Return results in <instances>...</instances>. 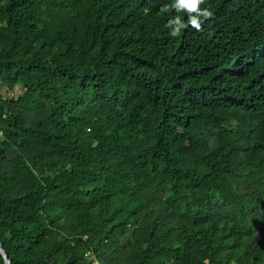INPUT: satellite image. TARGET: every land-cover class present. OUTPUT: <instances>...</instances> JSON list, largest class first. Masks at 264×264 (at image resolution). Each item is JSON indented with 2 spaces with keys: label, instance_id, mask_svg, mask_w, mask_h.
Listing matches in <instances>:
<instances>
[{
  "label": "trees",
  "instance_id": "16d2710c",
  "mask_svg": "<svg viewBox=\"0 0 264 264\" xmlns=\"http://www.w3.org/2000/svg\"><path fill=\"white\" fill-rule=\"evenodd\" d=\"M205 9L0 0L11 264H264V0Z\"/></svg>",
  "mask_w": 264,
  "mask_h": 264
},
{
  "label": "clouds",
  "instance_id": "9594fccd",
  "mask_svg": "<svg viewBox=\"0 0 264 264\" xmlns=\"http://www.w3.org/2000/svg\"><path fill=\"white\" fill-rule=\"evenodd\" d=\"M205 0H179V4L181 7L186 9L188 12H197L199 15H202L204 19H208L212 16V12L208 9H205L203 12H200L199 5L204 3ZM202 22L197 17H192L188 20V23L182 25L183 29L186 28L188 25H191L192 28L196 30L201 29ZM180 31L172 32V36H178Z\"/></svg>",
  "mask_w": 264,
  "mask_h": 264
},
{
  "label": "water",
  "instance_id": "95a60500",
  "mask_svg": "<svg viewBox=\"0 0 264 264\" xmlns=\"http://www.w3.org/2000/svg\"><path fill=\"white\" fill-rule=\"evenodd\" d=\"M0 253L4 256L6 263L7 264H11V261L8 259L7 253L4 250L3 246L1 245V243H0Z\"/></svg>",
  "mask_w": 264,
  "mask_h": 264
},
{
  "label": "built area",
  "instance_id": "2783aa9c",
  "mask_svg": "<svg viewBox=\"0 0 264 264\" xmlns=\"http://www.w3.org/2000/svg\"><path fill=\"white\" fill-rule=\"evenodd\" d=\"M207 264H208V261H207Z\"/></svg>",
  "mask_w": 264,
  "mask_h": 264
}]
</instances>
